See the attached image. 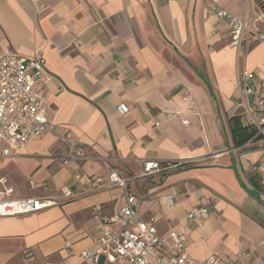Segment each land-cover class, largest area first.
<instances>
[{
    "label": "crops",
    "instance_id": "0c3cea01",
    "mask_svg": "<svg viewBox=\"0 0 264 264\" xmlns=\"http://www.w3.org/2000/svg\"><path fill=\"white\" fill-rule=\"evenodd\" d=\"M220 4L264 32V0ZM7 53L45 58L37 88L53 128L12 157L0 143V178L16 198L66 186L76 196L0 216V264H92L80 252L125 202L122 188L106 186L99 155L130 178L160 235L186 234L191 256L264 264V175L252 172L264 139L236 146L230 121L247 119L240 73L264 78L263 41L232 46L210 0H0V56ZM64 131L94 155L64 164ZM150 159L181 165L143 175ZM202 206L209 216L190 220Z\"/></svg>",
    "mask_w": 264,
    "mask_h": 264
},
{
    "label": "built area",
    "instance_id": "2783aa9c",
    "mask_svg": "<svg viewBox=\"0 0 264 264\" xmlns=\"http://www.w3.org/2000/svg\"><path fill=\"white\" fill-rule=\"evenodd\" d=\"M210 9L227 22L230 44L239 47L245 40L263 41L264 32L244 19L230 13L220 0H210ZM46 74L45 58L26 57L17 53L0 56V143L1 154L12 157L19 154L27 143L53 127L46 115V97L37 88V82ZM240 85L247 101V123L256 129L255 137L264 139V78L253 71L244 70L239 76ZM185 123V121H183ZM66 145L63 163L83 160L94 155L86 144L74 138L70 132L59 135ZM106 172V186L122 188L125 202L120 211L112 217H104L100 235L95 244L80 252L82 260L92 264H224L220 257L211 255L204 259L191 256L187 250V236L179 230L160 235L154 217L144 218L140 213L136 194L130 193V178L113 166L108 158L98 156ZM178 163L164 165L158 160H143V175L169 170ZM254 171L264 175V159L254 163ZM77 179L81 176L78 174ZM91 183V182H90ZM33 186L34 183L31 182ZM76 193L68 186L57 195L14 197V189L5 178H0V216H15L37 212L52 205L71 200ZM206 206L190 210L188 218H207ZM104 257V263L101 259ZM226 264H235L228 262Z\"/></svg>",
    "mask_w": 264,
    "mask_h": 264
},
{
    "label": "trees",
    "instance_id": "16d2710c",
    "mask_svg": "<svg viewBox=\"0 0 264 264\" xmlns=\"http://www.w3.org/2000/svg\"><path fill=\"white\" fill-rule=\"evenodd\" d=\"M231 126H232V134H233V141L236 146H242L249 140H254L257 137H255L256 129L251 124L247 123V120H242L240 116H234L230 119ZM256 175L251 176L250 181L251 183L258 188L259 184L255 180ZM250 193L254 194V191H251Z\"/></svg>",
    "mask_w": 264,
    "mask_h": 264
},
{
    "label": "rangeland",
    "instance_id": "374dc122",
    "mask_svg": "<svg viewBox=\"0 0 264 264\" xmlns=\"http://www.w3.org/2000/svg\"><path fill=\"white\" fill-rule=\"evenodd\" d=\"M252 172H255V171H252ZM22 187H23V189L26 190L28 188V185L25 184V185H22ZM47 195H49V194H43V195H39V196H47ZM31 264H37V263L35 262V263H31Z\"/></svg>",
    "mask_w": 264,
    "mask_h": 264
},
{
    "label": "water",
    "instance_id": "95a60500",
    "mask_svg": "<svg viewBox=\"0 0 264 264\" xmlns=\"http://www.w3.org/2000/svg\"><path fill=\"white\" fill-rule=\"evenodd\" d=\"M229 148H230V145L228 146ZM228 148V149H229ZM233 168H234V170H235V173L237 174V168H236V163H235V161H234V163H233ZM103 261V258L101 259V262Z\"/></svg>",
    "mask_w": 264,
    "mask_h": 264
}]
</instances>
